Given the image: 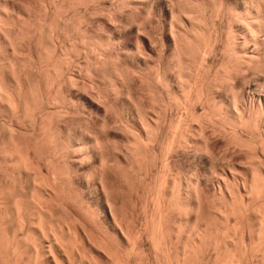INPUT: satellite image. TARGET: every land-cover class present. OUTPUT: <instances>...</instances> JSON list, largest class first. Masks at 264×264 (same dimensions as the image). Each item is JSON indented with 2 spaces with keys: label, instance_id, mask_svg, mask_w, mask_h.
Returning a JSON list of instances; mask_svg holds the SVG:
<instances>
[{
  "label": "bare ground",
  "instance_id": "6f19581e",
  "mask_svg": "<svg viewBox=\"0 0 264 264\" xmlns=\"http://www.w3.org/2000/svg\"><path fill=\"white\" fill-rule=\"evenodd\" d=\"M145 237L152 264L264 260V0H0V264Z\"/></svg>",
  "mask_w": 264,
  "mask_h": 264
},
{
  "label": "rangeland",
  "instance_id": "374dc122",
  "mask_svg": "<svg viewBox=\"0 0 264 264\" xmlns=\"http://www.w3.org/2000/svg\"><path fill=\"white\" fill-rule=\"evenodd\" d=\"M100 25H102V24H100ZM101 28H102V26H100ZM166 50H168V49H166ZM230 158H227V160L228 161H230L229 160ZM243 159V160H242ZM249 160H251V159H249ZM227 161V162H228ZM240 161H242L241 162V164H244V163H246V164H244V165H248V164H251L252 163V161H253V163L254 164H259V161H257V159L256 160H251V161H248V158L247 157H245L244 156V158L242 157V158H240ZM240 161H239V164H240ZM249 162V163H248ZM238 169L237 170H239V169H241V168H239V167H237ZM241 171H244V170H242L241 169ZM240 171V173H242V174H245V173H243V172H241ZM187 172V171H186ZM186 172H184V173H186ZM244 172H246V171H244ZM226 173H229V172H226ZM28 192V191H27ZM26 193V192H25ZM23 194H24V192H23ZM27 195H29L30 194V192H29V194L28 193H26ZM135 197V196H134ZM135 198H133V200H134ZM145 199H143V201H144ZM131 202V201H130ZM215 203V202H214ZM214 203L212 204L215 208V210L214 211H217L216 210V208L218 207V206H216V205H214ZM217 204V203H216ZM129 205H131V206H129L128 208V210H129V221L131 220L132 221V224L135 226H138L139 224H140V222L142 221L143 222V217L145 218V216H142V214H143V211H142V209L140 210V208H134L135 206L133 205V201L131 202V203H129ZM219 205V204H218ZM134 206V207H133ZM138 207V206H137ZM140 207V206H139ZM132 208V209H131ZM137 210V211H134V210ZM218 209V208H217ZM133 211V212H132ZM212 212H213V208H212V210H211ZM142 212V213H141ZM214 213V212H213ZM133 214V215H132ZM144 215V214H143ZM142 217V218H141ZM141 218V219H140ZM139 220V221H138ZM215 220H217V219H215ZM215 220H212V221H215ZM217 223V221H215V223L214 224H216ZM218 224H220V222H218ZM221 225V224H220ZM147 237H145L143 240H144V251H143V253H140L139 254V257H137L138 256V254H136V252H135V254H134V252H133V254H131L132 256H130L129 258H130V262H131V264H152V263H154L155 262V260L156 259H158V258H156V254H157V256L160 254L159 252H157L156 253V250H154V248L152 247V244H151V242L150 241H146V240H148V239H146ZM177 239L178 238H176L175 240L177 241ZM181 239V238H180ZM180 239H178V240H180ZM174 240V241H175ZM178 242V241H177ZM177 242L175 243L176 245H177ZM180 243H181V240L179 241ZM178 242V243H179ZM49 244L47 243V245L46 246H48ZM180 245V244H179ZM154 250V251H153ZM158 251V250H157ZM142 254V255H141ZM143 254H144V257H143ZM257 254H259V255H257ZM256 254V258H255V263L254 264H262V261H263V264H264V260H262V256H261V253H257ZM116 255V254H115ZM122 257H121V256ZM126 254L125 253H121V252H119V253H117V256H118V258L120 257V258H125V257H127V256H125ZM136 255V256H135ZM212 255L214 256V254L212 253ZM96 256H98V258H99V260H102V261H104V262H106L107 260H105V258H104V256L102 257V256H100V255H96ZM155 257V260H154V257ZM212 256V257H213ZM102 257V258H101ZM158 257H160V256H158ZM142 258V259H141ZM137 259H139V260H137ZM152 259L154 260V262H152ZM257 259V260H256ZM120 260V259H119ZM122 260V259H121ZM135 260V261H134ZM214 260V257H213V259H211V261H213ZM262 260V261H261ZM140 261V262H139ZM150 261V262H149ZM142 262V263H141Z\"/></svg>",
  "mask_w": 264,
  "mask_h": 264
}]
</instances>
